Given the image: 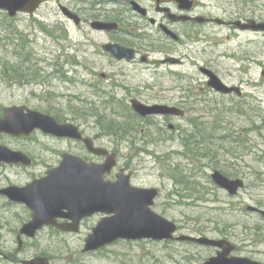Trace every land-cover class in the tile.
<instances>
[{"label":"rangeland","instance_id":"obj_1","mask_svg":"<svg viewBox=\"0 0 264 264\" xmlns=\"http://www.w3.org/2000/svg\"><path fill=\"white\" fill-rule=\"evenodd\" d=\"M233 1L228 3L233 5L225 7L228 13L236 10ZM213 12L224 13L219 8ZM212 27L195 52L185 45L179 47L180 54L191 58L176 73L168 67L157 70L142 63L141 70H137L110 63L101 48L109 38L91 26L41 25L25 13L11 18L0 10V113L13 104L27 103L33 110L79 125L90 136L104 134L100 141L117 151L118 170L126 168L131 172L135 185L160 190L153 209L177 222L178 234L228 238L238 244L243 255L264 259V220L252 209L264 210V36L258 39L259 65L249 68L240 58L250 53L256 57L245 49L253 48L255 42L225 27ZM152 57L158 59L161 55L155 51ZM204 58L225 83L238 86L244 82L246 95L208 90L205 99L185 105L186 115L172 121L180 125L177 132L169 128L166 133L159 131L162 119L158 115L143 119L132 111L130 97L146 103L161 102L172 94L198 88V79L203 83L204 78L193 62L204 65ZM66 60L81 63L80 72L85 77ZM59 64L65 67L60 69ZM87 68L112 75L125 72L126 82L122 75L117 78L128 90L95 89L68 80L87 79ZM10 70L18 80L11 79ZM0 142L41 156L42 163L58 159L51 150H59L60 143L39 133L30 139L1 135ZM45 168L0 164V188L11 183L24 185ZM214 170L243 179L245 186L231 195L213 181ZM15 210L16 217L8 212L1 217L6 252L16 251L17 232L30 220L23 208ZM86 226L80 234L51 233L47 235L50 244L45 242L46 233L42 231L33 244L53 253L55 259H72L56 261L57 264H199L217 255L215 246L146 239L119 241L97 254H84L81 249L88 223ZM64 239L66 244H60ZM33 252L35 248L30 245L24 255Z\"/></svg>","mask_w":264,"mask_h":264},{"label":"flooded vegetation","instance_id":"obj_2","mask_svg":"<svg viewBox=\"0 0 264 264\" xmlns=\"http://www.w3.org/2000/svg\"><path fill=\"white\" fill-rule=\"evenodd\" d=\"M214 0H164V1H155V0H47L38 6H36L33 12H19L27 14L30 18H34L38 24L41 25H48V26H62V27H69V26H76V27H83V26H91L94 30L103 32L107 35L109 40L101 45L102 53L107 55L110 58V63L120 64L123 67H132L133 69L141 70L140 64H144L146 66H151L157 70L160 68L164 69L168 67L171 72L178 71V67H182L186 65L188 62L190 55L189 54H180L178 49L181 45H185L188 49H191L192 52H195V48H197L202 42L206 41L207 31L209 32L212 29V26L219 25L221 27L227 28L232 33L236 34L238 37H246L251 38L248 40H253L255 42V46L253 48H245L249 49L253 52L256 56H252L250 53L247 55H243L240 58L241 61L244 62V65L240 66V69L244 67H252L254 64L259 65V55H260V43L259 37L260 35L264 36V31L255 30L251 26L259 25L264 23V0H234L233 3L235 7V11L228 13L226 10V5H233L228 4L231 3L232 0H218L221 1L219 4L212 3ZM45 8L42 11V8ZM221 9L224 13L222 15H218L213 12L214 9ZM228 13V14H227ZM17 15V16H18ZM219 19V21H218ZM96 23H103L108 25V27L104 28H96ZM255 37V38H254ZM255 39V40H254ZM247 40V41H248ZM111 43V44H118L125 48L123 53V57H117L113 52L106 50L104 45ZM161 44V47L158 48L157 44ZM244 48V46H242ZM157 51L158 54L161 55L160 58L156 59L152 57V54ZM194 59V58H192ZM66 64L75 67L76 73L82 74L85 77V74L80 72L79 67H83L81 63L77 60H66ZM200 61L193 62L196 65L197 70L200 72L202 77L204 78L203 83H201V79H198V88L194 90H190L185 94H172V96L167 97L160 101H153L151 103H146L142 101L140 98L137 97H130L131 99V108L134 113H136L133 109V102H141L145 105H167L171 107H177L183 110V114H164L158 115L159 118L162 119V122H159L161 128L159 127V131L166 133L167 128L170 130H174L177 132L180 129V125L174 124L172 121L176 118H182L186 115V109H184L185 105L190 103H194L197 100L205 99L204 93H206L210 89H214L209 85V77L205 73L203 69L212 70L216 73L209 64H207V60L204 58L202 63L204 65L199 64ZM60 69L65 67L64 64H59ZM243 67V68H244ZM242 68V69H243ZM166 69V68H165ZM87 75L89 76L87 79L81 78L80 80H75L69 78L68 80L71 83H81L92 86L95 89H127L123 83H120V80L117 78L118 76H124L123 82H126L127 74L125 72H119L117 74H110L108 71L102 70L100 73L96 72L90 68L86 69ZM168 70V71H169ZM130 71V70H129ZM248 71V70H245ZM69 72V71H67ZM217 74V73H216ZM107 82L109 85H105ZM244 82H241L238 87H240L241 93L237 91H232L230 93H222L224 95H235L238 96H245L246 93L244 92V86H242ZM132 86L129 90H133ZM147 87V86H145ZM144 87V88H145ZM146 89V88H145ZM107 90V89H106ZM215 90V89H214ZM127 103V102H126ZM15 106L24 107V113H28V109H30L27 103L21 104H13ZM138 114V113H136ZM4 115V109L0 116ZM52 115V114H50ZM58 122L60 123H67V121H62L55 115H52ZM139 118L147 119L151 118L152 116H145ZM73 123V122H71ZM75 124V123H74ZM77 125V124H76ZM79 130L81 131L82 138H74L71 136H58L52 133H46L42 130H35L32 134L39 133L43 136H46L50 140L57 141L60 143V149H53L51 150L52 155H55L58 159L57 162H45L42 163L41 156H35L34 154L23 150L22 148H12L14 150L23 151L29 155L31 159V164L26 165L25 163L17 164L23 167H33L38 165L45 166V171L40 173L39 175H34L24 185L18 184H8L7 186L3 187V189L11 187V186H18L23 187L26 186L29 182L37 178H41L43 176H47L50 170L56 169L60 167L61 162L63 160L64 153H68L74 155L76 157H81L86 163L80 164L81 168L85 166L98 168H105L104 171L99 173H94L91 171H86L84 174L82 172V178H86L87 180L93 181L97 180V184L100 185L102 182V186L97 188L98 192L106 193L108 192L109 195V187L110 184L116 183L119 173L125 172L131 175V183H133V174L129 172L126 168H120L118 170V163L113 165L110 169L109 166L106 164L107 160L110 158L112 154L117 156V151L112 147L107 145V142H101L100 138L103 137L104 134H94L90 136L81 129L79 125ZM32 134L26 136H13L19 139H30ZM110 133L107 134L108 137ZM8 135V134H2ZM1 136V135H0ZM11 136V135H10ZM84 137L91 138L92 145L95 148H102L106 150V153L99 154L94 152L84 140ZM2 143V142H1ZM110 143V142H109ZM54 161V160H53ZM0 164H13V163H6L0 162ZM16 165V164H13ZM108 168V169H107ZM138 186V185H135ZM143 187V186H138ZM148 188H156V187H148ZM1 189V188H0ZM158 189V188H157ZM159 190V189H158ZM160 194V190H159ZM159 196V195H158ZM157 196V197H158ZM156 197V198H157ZM155 198V202H156ZM0 201H2L0 207H3L0 210V263H8V264H25L26 261H30L40 258H47L48 264H57L56 261H69L71 262L72 259H55L53 253H49L46 249H39L41 247H36L33 242L35 238L39 236V234L45 231L46 236L44 237L45 242H47V235H57V236H65V235H74L80 234L87 228L86 224L88 223V232L83 239L82 249L81 252L84 254H97L100 251L104 250L107 246L117 243L119 241H131L123 238H119L118 240L106 244L99 249L95 250H88L86 249V240L88 236L93 232L94 228L99 224V222L106 216H111L114 212L106 213L104 211H97L92 215L84 216L76 223L73 219L65 218V217H58L57 221L60 224H76L75 229H62L53 224H46L41 228L37 229L35 233L27 234L22 232V228L24 224L28 223L30 220L33 219L34 210L23 201H17L10 198L6 194H0ZM155 204V203H154ZM154 206V205H153ZM21 207L23 211L29 213V221L23 224L20 227L19 231L17 232V241H18V248L15 252H6L5 251V244H3V236L2 231L4 229V224L1 221L2 213L8 212L11 214L10 216L16 217L15 215V208ZM62 213L70 212L68 207L61 209ZM255 214L258 215L262 220H264V211L262 210H254ZM91 220L94 224H91ZM178 229L179 226H178ZM188 235V234H185ZM202 236V235H199ZM56 237V236H55ZM51 239V236H50ZM216 239H227L228 238H216ZM146 240H154V239H146ZM155 241H161L156 240ZM165 241H176L175 239H169ZM231 241V240H230ZM67 240H63L60 244H66ZM184 242V241H183ZM191 243H197L195 241H190ZM232 242V241H231ZM47 243H51L47 242ZM233 243V242H232ZM198 244V243H197ZM234 249L228 255L231 256H246L241 253V249L238 244H235ZM32 246L35 248V252L32 254L24 255V252L27 247ZM12 251V250H11ZM219 249L216 250L218 253ZM20 254H23V257H19ZM214 256V255H212ZM210 256V257H212ZM259 256V255H256ZM208 257V258H210ZM207 258V259H208ZM256 261L264 262V259H258L250 257ZM205 261V260H204ZM203 261V262H204ZM62 263V264H63ZM126 264V263H125ZM200 264V263H199Z\"/></svg>","mask_w":264,"mask_h":264},{"label":"water","instance_id":"obj_3","mask_svg":"<svg viewBox=\"0 0 264 264\" xmlns=\"http://www.w3.org/2000/svg\"><path fill=\"white\" fill-rule=\"evenodd\" d=\"M46 0H0V9L8 11L11 17L18 12H33L34 8ZM164 1V0H155ZM181 1L182 0H177ZM219 21V19H218ZM220 22V21H219ZM96 28L108 27L103 23H96ZM255 30H264V23L251 26ZM106 50L113 52L117 57H123L124 47L118 44L108 43L104 45ZM209 77V85L217 91L241 93L240 87L229 86L216 73L209 69H203ZM264 75V70H263ZM133 108L142 116L153 114H183V110L167 105H145L141 102H133ZM41 129L46 133L58 136H71L82 138L79 127L73 123H59L53 116L40 111L28 109L24 113V107L11 106L4 109V115L0 116V133H10L15 136L29 135L34 130ZM88 146L99 154L106 153L105 149L95 148L91 138L84 137ZM0 162L31 164L30 157L23 151L13 150L5 144H0ZM81 157L64 153L60 167L50 170L47 176L37 178L26 186H11L0 189L1 194L10 198L26 202L33 210V219L24 224L22 232L34 234L35 231L46 224H53L62 229H75L76 224H60L58 217L73 219L76 223L87 215L97 211L106 213L114 212L111 216L104 217L94 228L86 240V249L95 250L119 238L137 240L150 238L156 240L177 239L191 240L201 244L217 246L216 256H212L200 264H264L244 256L228 255L235 245L227 239H214L207 236L194 237L189 235L174 236L178 230L176 222L157 213L152 205L159 195L157 188L138 187L131 183V175L121 172L116 183L110 184L108 192H98L97 180H87L81 175L86 171L99 173L105 168L85 166ZM106 164L109 169L117 164L115 154H112ZM108 169V168H107ZM214 182L227 190L231 195H236L245 182L241 178H230L219 170L212 174ZM68 207L70 212L62 213L61 209ZM252 209H254L252 207ZM25 264H48L47 258H36L26 261ZM128 264V263H126Z\"/></svg>","mask_w":264,"mask_h":264},{"label":"trees","instance_id":"obj_4","mask_svg":"<svg viewBox=\"0 0 264 264\" xmlns=\"http://www.w3.org/2000/svg\"><path fill=\"white\" fill-rule=\"evenodd\" d=\"M9 73H11V75H12V78H11V79L18 80V79H16V78H17V75H15V74L12 72V70H10ZM189 141H190V139H189Z\"/></svg>","mask_w":264,"mask_h":264}]
</instances>
